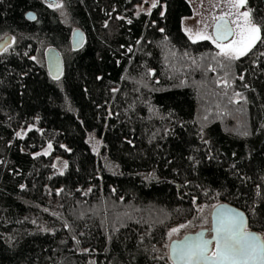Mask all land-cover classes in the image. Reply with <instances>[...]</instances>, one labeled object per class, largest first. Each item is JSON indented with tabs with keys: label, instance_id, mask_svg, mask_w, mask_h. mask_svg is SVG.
<instances>
[{
	"label": "trees",
	"instance_id": "trees-1",
	"mask_svg": "<svg viewBox=\"0 0 264 264\" xmlns=\"http://www.w3.org/2000/svg\"><path fill=\"white\" fill-rule=\"evenodd\" d=\"M134 1L0 0V264H166L168 228L220 201L264 232V0L239 58L185 34L187 0Z\"/></svg>",
	"mask_w": 264,
	"mask_h": 264
},
{
	"label": "snow or ice",
	"instance_id": "snow-or-ice-1",
	"mask_svg": "<svg viewBox=\"0 0 264 264\" xmlns=\"http://www.w3.org/2000/svg\"><path fill=\"white\" fill-rule=\"evenodd\" d=\"M229 3L232 8L238 9L246 5L247 0H229ZM152 7H156V4ZM237 15L243 18V23L237 24L240 29L236 34L238 38L227 44L219 43L218 41L232 36L233 32L231 28L218 23L216 39L213 41L217 48L221 49L220 54L229 58L245 55L261 38L262 26L253 22L249 11L239 12ZM200 38L212 39L207 35ZM172 231L176 232L178 229ZM215 231L216 236L213 239L216 249L211 255L209 245L212 241L202 240L199 243L186 244L179 249L173 248L176 258L183 264H264V241L244 230L242 214L234 213L223 217Z\"/></svg>",
	"mask_w": 264,
	"mask_h": 264
},
{
	"label": "water",
	"instance_id": "water-1",
	"mask_svg": "<svg viewBox=\"0 0 264 264\" xmlns=\"http://www.w3.org/2000/svg\"><path fill=\"white\" fill-rule=\"evenodd\" d=\"M25 17L29 20L35 19L34 11L27 10L25 12ZM218 23L222 25H226L227 27L232 29L228 18L225 16H219L214 20L211 26V34L214 40L216 39L215 33H216V25ZM230 38L231 36L228 37V39ZM228 39L218 42H224L227 41ZM84 41H85V34L81 30V28L73 27L70 33L71 48L72 49L80 48L83 45ZM10 43H11V35L9 33H6L5 35H3L2 38H0V52ZM44 61L50 77L53 79H58L63 72V60L59 50L54 45H49L45 48ZM234 213L242 214L245 231L254 234L255 236L259 237L261 241H264V235L262 232L248 226L247 216L242 208L227 201H220L215 203L210 209L208 227H200L193 231H187L184 234H182L180 237L173 238L169 241L167 247V255L171 264H183L182 261L176 258V255L173 253V248L179 249L180 247L186 244H195V243H199L202 240H211L212 243L209 245L210 248L209 255H211L212 252H215L216 244H215V240L213 239V237L216 236L215 229L217 228L219 221L223 217Z\"/></svg>",
	"mask_w": 264,
	"mask_h": 264
},
{
	"label": "rangeland",
	"instance_id": "rangeland-1",
	"mask_svg": "<svg viewBox=\"0 0 264 264\" xmlns=\"http://www.w3.org/2000/svg\"><path fill=\"white\" fill-rule=\"evenodd\" d=\"M48 1L52 4H53V1H54V4L59 2V0H48ZM187 1L190 4L191 12L190 14L184 15L181 18V28L191 40H200L202 39L200 37L204 35L212 37V34H211L212 23L219 16H225L228 18L229 23L233 29V35L227 41L219 42V43L227 44L231 42L232 40L238 38L236 34L240 31V29L237 27V24L243 23V18L239 17L237 13L244 12V11L250 12L247 5H244L243 7H240L238 9L232 8L231 4L229 3V0H187ZM153 3H154V0H135L133 3L129 5L128 8L133 13H137L138 11H148ZM3 35L5 34H2L0 38H2ZM208 40L213 44L214 48L217 51L221 52V49L217 48L216 43L213 42L214 41L213 37L212 39H208ZM257 42L259 41H256L253 47L256 46ZM43 58H44V51H43ZM215 203H213L211 207ZM209 212L210 210L207 211L201 219L182 221L168 228L164 242L161 246V249L163 250L164 254L167 257L166 264H171L168 258V255H167V247H168L169 241L173 238L180 237L182 234H184L187 231H193L200 227H208L209 226ZM181 225H184V227H181ZM173 229H178V231L173 232L172 231ZM262 233L264 235V232Z\"/></svg>",
	"mask_w": 264,
	"mask_h": 264
}]
</instances>
